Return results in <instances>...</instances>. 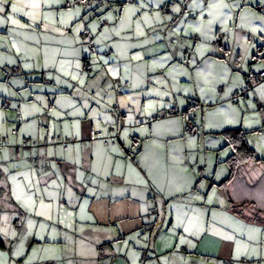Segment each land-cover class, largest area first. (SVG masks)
I'll use <instances>...</instances> for the list:
<instances>
[{
    "label": "crops",
    "instance_id": "crops-1",
    "mask_svg": "<svg viewBox=\"0 0 264 264\" xmlns=\"http://www.w3.org/2000/svg\"><path fill=\"white\" fill-rule=\"evenodd\" d=\"M93 1L92 16L82 14L80 19L81 8H76L78 17L66 15L65 23L50 26L51 30L24 27L32 21L19 13V25L0 28V39L7 35L12 48L20 49L17 56L9 53L7 81L0 69V136L5 137L0 150V188L6 190L0 196L2 213L9 210L2 200H8L15 213L37 220L34 212L17 201V183L29 194L37 193V204L42 200L47 206L39 209L44 212L40 220L54 222L58 232L71 228V252H64L52 264H143V252L151 257L145 264H225L227 260L244 264L241 259L246 258L245 253L251 254V246L238 241L242 229L250 234L252 224L263 225L229 207L220 184L228 177L226 159L233 149L223 132L243 128L253 133L264 128V111L255 110L253 101H231L245 76L264 68V32L252 30L264 26L258 19L264 16V0H229L239 7L225 9L226 15L210 28L206 26L210 17L205 13L204 35L188 29L167 31L164 38L168 44L143 53L142 60L123 56L115 43L117 36L112 34L121 32L123 17L112 8L124 1L104 6ZM70 2L63 0L60 11L67 12ZM200 12L192 2L180 7L181 16H187L186 23L196 24ZM146 13L150 17L155 14ZM105 16L112 19L103 25ZM81 20L85 30L77 38ZM90 24L99 27L92 31ZM105 28L108 32L102 36ZM220 32L223 40L215 43V35ZM83 33H87L88 41H99L94 43L92 56L84 52L87 41L79 40ZM174 36L180 37V42L169 43ZM150 42L159 43L155 37ZM4 54L6 51L0 49L2 63L6 61ZM101 57L109 64L104 65ZM85 59L91 63L88 69ZM147 59L153 61L142 67ZM77 64L90 74L83 85L59 74L66 66L77 69ZM14 67H18L17 72ZM108 67L118 69L119 77L107 74ZM116 78L129 82V87L115 84ZM218 88H223L221 94ZM96 91L104 95L102 104L87 102L97 114L95 121L107 128L106 136L119 133L120 141L114 145L93 137L97 133L94 119L83 104L85 97ZM250 96L264 107V84ZM188 99L193 102L190 111L197 115L199 126L194 137L184 135ZM169 109L176 114L150 125L145 122ZM81 110L84 115L74 114ZM105 116L114 123L105 121ZM76 122L79 135L73 127ZM54 135L71 141L67 147L42 144L30 152L20 147L25 138L44 142ZM130 135L136 141H131ZM5 153L7 159H3ZM230 185L228 190L233 194ZM49 209L51 220L46 219ZM181 239L185 243H180ZM261 249L264 252V244Z\"/></svg>",
    "mask_w": 264,
    "mask_h": 264
},
{
    "label": "rangeland",
    "instance_id": "rangeland-1",
    "mask_svg": "<svg viewBox=\"0 0 264 264\" xmlns=\"http://www.w3.org/2000/svg\"><path fill=\"white\" fill-rule=\"evenodd\" d=\"M114 1L116 0H106V4L109 5L108 3H113ZM123 1L124 5H117L112 8V10L116 13L117 16L119 14L117 9H121L122 6H132L135 3V0ZM12 2L19 5L20 0H12ZM74 2H77V4H74L75 9L81 8L80 19L82 18V14L92 16V14L90 13V9L93 3L89 6V8L86 9L83 3H79L78 0H71V2L67 4V6H69L67 7V9L72 8ZM147 2L148 7L147 9H145V11L149 14L155 13L154 16H151L150 21L145 22V16L142 15L143 12L136 13V15L131 17L130 19L124 16L122 17V21L119 27L121 28L120 36H117L115 43L120 48L123 56H126L127 59L132 58L134 55L141 56L143 53L145 54L146 52H153L155 49H157L158 46H166L168 43L167 40L164 38V34L167 31H170L171 33L176 31L177 28H180L179 32H182V30L188 32L187 29L191 31V29L188 27V24L192 23H186L187 16H181V13L176 16H173L174 13L172 9L174 6L182 8L184 5L191 3L192 0H163V3H160V0H147ZM166 9L168 10V12H166ZM147 16L150 17L149 15ZM157 16L159 17V19L156 18ZM166 16L168 17L166 18ZM169 17H171V19H169ZM92 20L94 21L96 20V18H92ZM108 21V19L104 20L103 25L107 24ZM36 28L40 29V27ZM125 30L130 31L125 35H122V32ZM134 35L136 36L135 39ZM169 35L171 37V34ZM219 36L221 37L220 33H217L215 35V39ZM152 37H155L156 41L159 42L157 45H151L150 41ZM51 39L57 40V38ZM79 40L81 42L88 41V39H83L81 38V36L79 37ZM177 40L178 42H180V37L177 38L176 36L175 38L169 39V43H177ZM11 45V39H9L7 35H5L4 40L0 39V49L6 51V54H4L6 61L3 62L2 66L0 67L2 73L6 74L5 81L9 79V70L5 66V63L8 62V58H10L9 53H12L16 56L18 55V52H16ZM85 48L86 51L84 52L87 54L90 52L89 54L90 56H92V52L89 47L86 46ZM89 54L87 56H89ZM152 61L153 59L144 60L142 63V67H146L148 65V62ZM69 67L70 66H66L62 69V72L58 73L62 77L69 79L71 78V75H65V71L70 74L79 72L82 74V77L84 79L90 77V74L83 71L84 68H82V66L75 70H70ZM10 68H12V65L10 66ZM93 75H97V72ZM249 100L253 101L254 107L256 108L255 110H261L259 107H257L253 97H250ZM243 103L244 102L242 101V104ZM261 111H264V107ZM248 116L249 115H247V117ZM248 140L250 141L251 145H254L256 147L258 153L264 155L263 127L260 132L255 131L249 134ZM238 175L239 176H236L235 182H232L229 186V189L233 193V196L237 199V206L235 207V212L238 215L245 217L249 220L260 218V221L264 223V165L249 164L245 169L239 170ZM241 177H243V181H240ZM2 201L3 205L5 204V206L8 207L6 209L9 210L6 211L7 213H2L3 208H1L0 206V233L4 231L10 233L14 232L15 236H4L0 234V238L6 245V248L0 247V253L5 254L4 256L0 257V259L6 260L7 264H41V262H44L43 264H52L54 262V259H58L60 256H64V252H67L68 254L71 252V228H66L58 232L56 231L58 226L53 224L54 222L40 220L41 217L39 215L36 216L37 220H35V216L24 215L22 213H15L12 210V206L8 200ZM13 219H17V224L13 223ZM29 220L32 221L35 227L31 229L28 228L27 225ZM39 223H43L45 225V229H41L39 227ZM254 228H258L260 230L258 235L256 234V232L253 231ZM251 229L252 231L250 234L247 230L244 231V229H242L243 236H240L238 238V241H241L244 246L250 245L251 252L254 249L256 251L262 252L261 248L262 244H264V236L261 238V234L264 235V226L252 224ZM240 232L241 231H238V233ZM41 235L44 236L43 240L39 238ZM239 247L237 246L236 249L239 250ZM17 249H20L22 251V255H14ZM40 249H45L46 251H38ZM245 249H247V247H245ZM34 252H37L38 254L33 255ZM244 257L249 260L247 256ZM249 261L252 262V259ZM256 261L257 260H253V264H255L254 262ZM260 261L261 263L258 262V264H264V260Z\"/></svg>",
    "mask_w": 264,
    "mask_h": 264
},
{
    "label": "snow or ice",
    "instance_id": "snow-or-ice-1",
    "mask_svg": "<svg viewBox=\"0 0 264 264\" xmlns=\"http://www.w3.org/2000/svg\"><path fill=\"white\" fill-rule=\"evenodd\" d=\"M62 2L63 0H20V3L18 5L16 3H13L12 0H0V27H3L4 25H9V24L19 25V20L16 18V14L18 13L22 14L23 16L28 17L32 21V25H25L24 27L35 26V27H42L45 30H51L50 26H53L56 24L63 25L65 23L64 17L66 15H72L73 17L79 16V9H75L74 5L72 8H68L67 12L60 11L59 5ZM160 3H163V0H160ZM192 4L195 8L201 9V12L199 13L200 18L196 24H188V27L191 29L192 32L199 33L200 35H204V32L202 31V26L204 24L205 13L207 14L208 17L211 18L207 21V25L210 28L211 25L217 21V19L226 15L224 11L225 9L239 7L238 3H235V2L229 3V0H208L207 3H204V0H192ZM136 5H139V6L137 7ZM6 6L8 9L7 11L5 10ZM147 7H148L147 0H135V3L132 6L123 8L122 10L117 9V11L121 12L122 16L130 19L131 17L135 16L136 13L141 12V9H147ZM54 8L57 10L55 13L52 12ZM172 11L174 13H180V8L178 6L174 7ZM47 13H51V14H47ZM142 15L145 16V22L150 21L151 17H148L146 12L142 13ZM184 15L186 16V14ZM156 18L159 19L158 16ZM84 19H86V17H84ZM105 19H112V17L105 16ZM169 19H171V17H169ZM258 19L264 22V16H260L258 17ZM97 27H99L98 24L89 25V29L92 31H94ZM84 30H85V25L83 21L81 20L79 23V27L76 29L77 38H78V33ZM252 30L254 32H257V31L264 32V26H261V25L255 26ZM176 31L179 32L180 28H177ZM107 32H108V29L105 28L103 32L101 33V35L103 36ZM112 34L115 36H120L119 31H114ZM105 38H108V37L105 36ZM93 43H99V41H93ZM16 51L19 52L20 49L17 48ZM132 58L136 60H142V56L134 55ZM100 59L103 60L104 65L109 64V60L103 59V57H101ZM168 59H170V57H168ZM0 63H2V61H0ZM9 63H15V61H9ZM24 67H30V65H24ZM76 67L79 68V64H77ZM64 74L71 75V79L76 80L79 85L84 84V78L82 77L81 73L76 72L74 74H70L67 71H65ZM107 74H110L113 77H119V70L113 67H108ZM69 87H71V85H69ZM93 87H95V85H93ZM108 88H112V85L109 84ZM113 99L114 98L110 94H108V100L112 101ZM103 100H104V95L101 93V91H96L93 96L85 97V103L83 104V107L87 108L89 112L91 113V116L94 119L93 127L95 128L96 132H99L101 135H108L107 128L102 127L98 121H95V116L97 114L92 110L90 104L87 102V101H94L97 104V106H100ZM118 102L122 103L120 101ZM150 106L151 105H149V107ZM74 114L82 116L84 115V112L83 110H81L78 113H74ZM53 115H56V113L53 112ZM104 119L107 122L114 123L111 120L110 116H105ZM73 127L77 130L75 134L79 135V127H80L79 123L76 122L73 125ZM8 134L10 135V130ZM123 134H124V138L127 139L128 132L126 129L124 130ZM7 158H8L7 154L5 153L3 159H7ZM4 171H7V169H4ZM12 179L14 181L16 180L15 177H13ZM30 187H31V181H29V188ZM17 190L18 191L16 193V199L18 202L21 203V205L27 211H32L36 215H41V216L44 215V212L40 211L39 209L43 207H47V206L43 205L42 200L39 205L37 204L38 196L36 192H32L31 194H29L27 191H24V187L20 183H17ZM84 203L86 204L87 201H85ZM51 218H52L51 211L49 209L46 219L51 220ZM27 226L30 229L35 227V225L32 223L31 220L28 221ZM39 227L41 229H45V225L43 223H41ZM253 231L259 232L260 230L253 229ZM0 234L4 236H8V235L15 236L14 232L10 233L7 231H4ZM39 238L43 240L44 236L41 235ZM180 243H185V241L181 239ZM38 251H46V250L40 249ZM37 254H38L37 252L33 253V255H37ZM4 255L5 254L0 253V257ZM14 255L20 256L22 255V251L20 249H17ZM245 255L247 256L249 260L253 258H256L257 260H264V252H259V251H256L255 249L252 250L251 254L245 253ZM238 258H239V255H237V259ZM0 264H7V261L4 259H0Z\"/></svg>",
    "mask_w": 264,
    "mask_h": 264
},
{
    "label": "trees",
    "instance_id": "trees-1",
    "mask_svg": "<svg viewBox=\"0 0 264 264\" xmlns=\"http://www.w3.org/2000/svg\"><path fill=\"white\" fill-rule=\"evenodd\" d=\"M79 1V3H83L84 5H85V8L87 9V8H89V6L93 3V2H95V1H93V0H78ZM97 3H98V5H100V6H104L105 4H106V0H98L97 1ZM113 3H116V4H121L122 2H121V0H116V1H114ZM75 4H77V2H75ZM166 12H168V11H166ZM222 33L220 32V35H221ZM222 37H217L216 39H215V43H220V42H222ZM88 42V41H87ZM87 44V43H86ZM94 44V43H93ZM88 46V45H87ZM94 46H95V44H94ZM90 49V48H89ZM91 50V49H90ZM92 51V50H91ZM93 52V51H92ZM94 53V52H93ZM85 62L86 63H88V65H89V67H90V61H88L87 59H85ZM264 69V68H263ZM262 70V69H261ZM260 71V70H259ZM259 71H255V72H253V73H251V74H248V75H246L245 76V78H244V80H243V84H242V86L236 91V92H234L233 94H232V97H231V101L233 102V103H235V104H241L242 103V101L243 102H245V101H247V100H249V98L251 97L250 95L253 93V91H254V89L257 87V86H259V85H261V84H264V81L263 82H261L260 84H258V85H256L250 92H249V95H248V97L247 98H243V97H240L239 98V100H238V102H236V100H235V98L233 99V96H235V94L238 92V91H240L246 84H247V82L248 81H250V80H252V78L254 77V75L257 73V72H259ZM118 78H116L115 79V84H117L118 86H120V87H122V88H128L129 86H124V82H126V81H124V80H122L121 78V80H122V82L121 83H117L116 82V80H117ZM220 88H218V90H219ZM219 92H220V90H219ZM220 94H221V92H220ZM189 101H191V99H188V100H186V102H187V105H188V109H187V111H189L188 113H187V115H186V117H185V128H184V135L186 136V137H194V136H196L197 134H198V132H197V134L196 135H194V136H191V135H188V134H186V132H185V130H186V122H187V120L189 119V116H193V115H196L195 113H193V112H191L190 110L193 108V102L191 101V105L189 104ZM254 102L256 103V105H257V103L259 102V100H257V99H255L254 100ZM261 104V103H260ZM258 107V106H257ZM261 107H262V105H261ZM260 107V109H262ZM170 112L172 113V114H170ZM176 114V112L173 110V109H169V110H165L164 112H162L161 114L160 113H157V114H155L156 116H158V118L156 119V120H154V121H157L158 119H160V118H163V117H172V116H174ZM155 115H153V116H155ZM153 116H151V117H153ZM150 117V118H151ZM154 121H152V122H154ZM124 122H125V120H124ZM146 123H147V120L145 121ZM151 122V123H152ZM195 122H196V124H197V127H198V131H199V126H198V123H197V115H196V120H195ZM151 123H147V125L149 124H151ZM125 127V126H124ZM124 127H122L121 129H123ZM120 129V130H121ZM98 133V132H97ZM251 133V131H249V130H246V129H243V128H234V129H228V130H225L224 132H223V134L225 135V137L227 138V140H228V145H230L231 147H232V149H233V152L231 153V155H229L228 156V158L226 159V163H227V165H228V167H229V174H228V177L220 184L221 186H223L224 188H225V193H226V195H227V197H228V201H229V207L231 208V209H234V211H235V207L237 206V202H236V198L233 196V194H231L230 193V191L228 190V185H230L232 182H235V179H236V176H239L238 175V172H239V170H243V169H245L249 164H262V165H264V157H262V156H260V155H258V153H257V151L255 150V148L253 147V146H251L250 145V143H249V141H248V135ZM1 138H2V136H0ZM103 137H106V138H113V140L115 141L114 143H112V142H110L109 144H105V142H104V140L103 139H100V140H102L103 141V143L105 144V145H114V144H116V143H118L119 141H120V137H119V133H117V135L116 134H113V135H110V136H106V135H103ZM94 138H96V137H94ZM129 138L131 139V141H136V137L135 136H133V135H130L129 136ZM27 139H29V140H36V141H38L39 142V144L37 145V146H34V147H32L29 151H25V150H23V148H22V145H23V143H24V141L25 140H27ZM97 139H99V138H97ZM1 141V140H0ZM24 141L22 142V145L20 146L21 148H22V150L23 151H25V152H30L33 148H38L39 146H41L42 144H44L42 141H40V140H37V139H31V138H25L24 139ZM4 142H5V140L3 141V143L2 142H0V150H1V148L3 147V145H4ZM2 144V145H1ZM59 144H62V143H59ZM51 145H57V144H51ZM63 145V144H62ZM1 178V177H0ZM240 181H243V177H241L240 178ZM4 193H6V190H5V188H0V196H2ZM152 199H154V198H152ZM243 202H245V201H243ZM251 221H253V222H257V223H260V224H262L263 226H264V223L262 222V221H260V218H255V219H253V220H251ZM0 247H2V248H6V245L4 244V242L2 241V239L0 238ZM143 253H146L147 254V258L146 259H143L142 258V256H143ZM142 254H141V262L143 263V264H145L151 257H150V255H149V253L148 252H143ZM243 259H245V260H247L246 258H242L241 259V262L242 263H244V264H247V263H252L253 264V261L251 262V261H249V260H247V261H243ZM258 262L259 263H261V261L260 260H257L256 262H254L255 264H258ZM225 264H234V261L233 260H227L226 262H225Z\"/></svg>",
    "mask_w": 264,
    "mask_h": 264
},
{
    "label": "built area",
    "instance_id": "built-area-1",
    "mask_svg": "<svg viewBox=\"0 0 264 264\" xmlns=\"http://www.w3.org/2000/svg\"><path fill=\"white\" fill-rule=\"evenodd\" d=\"M166 11H168L166 9ZM81 38L83 39H87V33H83L81 34ZM87 45L88 47L92 50V51H95V46L93 44L92 41H88L87 42ZM86 68L88 69L89 68V65L86 66ZM13 71L14 72H17L18 71V67H14L13 68ZM264 81V69L260 70L259 72H257L254 77L252 78V80L248 81L247 84L240 90L238 91L235 96H233V99L235 98L236 102H238L239 98L240 97H243V98H247L248 95H249V92L258 84H260L261 82ZM117 83H121L122 80L120 78H118L116 80ZM124 86H129V82H124ZM220 92H222L223 88H220L219 89ZM189 104L191 105V101H189ZM257 106L260 108L261 107V104L260 102L257 103ZM170 114H172L170 112ZM158 118V116H153L149 119H147V123H151L152 121L156 120ZM196 120V115H193V116H189V119L187 120L186 122V134L188 135H191V136H194L197 134L198 132V127H197V124L195 122ZM125 126V122L124 120L122 119L121 120V128ZM112 131H114L113 128H111ZM14 133H16V130H14ZM93 137H96V138H99V139H103L105 144H109L110 142L114 143L115 141L113 140V138H106V137H103V135H101L99 132L98 133H95L93 135ZM0 142L3 143V141L5 140V137H0ZM70 139H67V138H64L62 135H54L50 138L46 137L44 139V144H59V143H62L65 147L68 146V144L70 143ZM39 144L38 141L36 140H25L23 145H22V148L23 150L25 151H29L32 147L34 146H37ZM2 145V144H1ZM154 200V199H152ZM143 259H146L147 258V254L146 253H143V256H142ZM243 261H247L245 259H243Z\"/></svg>",
    "mask_w": 264,
    "mask_h": 264
}]
</instances>
